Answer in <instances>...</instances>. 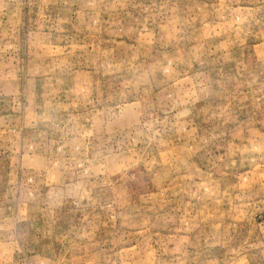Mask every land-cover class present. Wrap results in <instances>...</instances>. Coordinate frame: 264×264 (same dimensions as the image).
Instances as JSON below:
<instances>
[{"label":"rangeland","instance_id":"374dc122","mask_svg":"<svg viewBox=\"0 0 264 264\" xmlns=\"http://www.w3.org/2000/svg\"><path fill=\"white\" fill-rule=\"evenodd\" d=\"M0 264H264V0H0Z\"/></svg>","mask_w":264,"mask_h":264}]
</instances>
